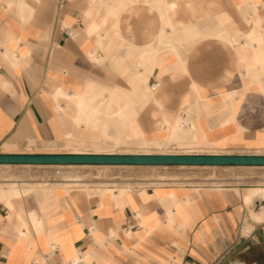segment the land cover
<instances>
[{
    "label": "crops",
    "instance_id": "obj_1",
    "mask_svg": "<svg viewBox=\"0 0 264 264\" xmlns=\"http://www.w3.org/2000/svg\"><path fill=\"white\" fill-rule=\"evenodd\" d=\"M195 1L220 14L192 21L205 35L152 71L145 100L126 29L145 43L148 15L122 24L110 58L86 30L84 1L0 0V154L138 149L163 117L190 120L211 148L264 154V0ZM74 146L85 151L34 152ZM167 181L123 195L61 186L17 204L0 197V264H264V186Z\"/></svg>",
    "mask_w": 264,
    "mask_h": 264
},
{
    "label": "rangeland",
    "instance_id": "obj_2",
    "mask_svg": "<svg viewBox=\"0 0 264 264\" xmlns=\"http://www.w3.org/2000/svg\"><path fill=\"white\" fill-rule=\"evenodd\" d=\"M169 2V14L173 22L179 26L187 25L188 29H196L203 33L198 27V22L194 20L211 19L215 21L216 13L211 5H203L195 0H167ZM97 3L98 0H92ZM142 1L138 0L139 7ZM135 4V3H134ZM126 10H124L125 12ZM126 13V12H125ZM178 28V27H177ZM107 37L103 40L107 42L102 45V51L107 57L113 58V49L108 45L112 40L113 30L102 26ZM118 29V28H117ZM121 30V29H120ZM119 31V30H118ZM122 33V31H120ZM112 33V35H111ZM120 33V34H121ZM124 34V33H122ZM199 37V36H197ZM195 37V38H197ZM195 38H192L195 39ZM191 40V41H192ZM184 46H180V50ZM171 57L160 54L158 57V67L165 70L170 67ZM151 87V86H150ZM152 88V87H151ZM144 92V91H143ZM195 126V125H194ZM160 123L157 127L159 137L148 139L142 133V147L124 148L111 147L105 145L100 154L107 155H237L247 154L241 150H222L211 148L204 142L195 141V134L186 132L185 138L173 142L169 140L167 131L162 130ZM190 129V128H189ZM134 135V130H132ZM165 134V135H164ZM139 136V134L137 135ZM162 138V139H161ZM166 138V139H165ZM191 138V139H190ZM159 141H158V140ZM168 139V140H167ZM194 139V141H193ZM182 140V141H181ZM189 140V141H188ZM172 141V142H171ZM159 142V143H158ZM188 142V143H187ZM165 144V145H164ZM182 144V145H181ZM187 144V145H186ZM210 144V143H209ZM212 146V144H210ZM78 146V145H77ZM182 146V147H181ZM214 147V146H213ZM28 151H33L32 149ZM79 147H70L56 151L38 150L34 152H82ZM255 153V152H253ZM92 154V153H87ZM259 155V154H256ZM264 155V154H260ZM167 181L168 185L187 184L198 186H229L240 185L243 187L264 186V166L238 167V166H102V165H1L0 166V197L7 198L12 204H17L22 197H30L29 194L35 189L47 190L50 187L76 186L91 187L97 191H107L113 189L131 190L135 187L150 186L160 181ZM105 187V188H102ZM110 187V188H109ZM123 187V188H120ZM125 187V188H124ZM112 188V189H111ZM116 190V191H117ZM115 191V190H113ZM74 261H79L75 259ZM74 263V262H73Z\"/></svg>",
    "mask_w": 264,
    "mask_h": 264
},
{
    "label": "bare ground",
    "instance_id": "obj_3",
    "mask_svg": "<svg viewBox=\"0 0 264 264\" xmlns=\"http://www.w3.org/2000/svg\"><path fill=\"white\" fill-rule=\"evenodd\" d=\"M68 1L71 3L74 2L75 0H68ZM81 1H84L85 3L83 4L84 14L82 15V20L83 22L88 23V28L86 30L90 34L96 32L98 35V39H100L101 43L103 38L107 37L106 31L105 29H102V26L103 27L106 26L107 28L114 29L113 30L114 34L112 35L111 33L113 37L112 40L114 41V39H116L118 36H124V34H122L123 33L122 24L125 23L131 16H140L142 14L144 16L145 15L149 16L148 19L145 20V25L147 27V31L145 33L147 40L145 43L139 45L136 44L133 38L134 33L130 30L129 26L126 29L127 40L132 42L137 47L141 48L139 63L142 67V75L141 77L138 76L137 82L139 83V81H141V83L144 85L143 98L145 100L148 99L150 100L154 98L153 89L158 87V85H154L151 88L150 86L147 85L148 77L150 76L152 71L157 68L161 73H165V70L158 67L159 55L165 54L168 57L177 55L180 52V46H184V43H187L188 41L192 40V38L201 36V33L196 29L194 28L188 29L187 28L189 26L188 24H187L188 26L187 25L179 26L180 25L179 24L177 25L178 28L176 27V24L173 22V19L170 17L169 14L170 4L167 0H141L142 2L140 3L139 7H137L138 0H98L97 3H93L92 0H81ZM13 2H15L18 5L22 4V0H13ZM124 10H126L125 11L126 13L124 12ZM151 14H154L153 20L150 19ZM21 15H23V13ZM65 28L61 27L62 30H65ZM120 31H122V33ZM111 42L112 41H110V44L108 45L109 48H111ZM102 45L103 43L101 44V47ZM97 59H99V57ZM159 123L161 125L162 130L167 131L168 134L167 138L169 140H172L173 142L178 141L177 144L179 143L180 139L185 138V135L189 133L188 132L186 134L187 126L188 128L194 127V124L190 122V120L188 119L179 120L176 123L171 124L163 117L160 119ZM161 128L159 131H161ZM258 152L264 153L263 150ZM5 165H11V164H5ZM15 165H31V164H15ZM121 166H165V165H121ZM107 192L114 195L115 191L107 190ZM116 192H118V194L123 195V193H128L130 191L126 189H118ZM29 196L32 197V192L29 194ZM37 224L33 221V226L35 229L37 228ZM75 259L80 261L81 258L79 259L75 257Z\"/></svg>",
    "mask_w": 264,
    "mask_h": 264
},
{
    "label": "water",
    "instance_id": "obj_4",
    "mask_svg": "<svg viewBox=\"0 0 264 264\" xmlns=\"http://www.w3.org/2000/svg\"><path fill=\"white\" fill-rule=\"evenodd\" d=\"M0 164L264 166V155L0 154Z\"/></svg>",
    "mask_w": 264,
    "mask_h": 264
},
{
    "label": "built area",
    "instance_id": "obj_5",
    "mask_svg": "<svg viewBox=\"0 0 264 264\" xmlns=\"http://www.w3.org/2000/svg\"><path fill=\"white\" fill-rule=\"evenodd\" d=\"M77 264H83L82 262H79V263H77Z\"/></svg>",
    "mask_w": 264,
    "mask_h": 264
}]
</instances>
